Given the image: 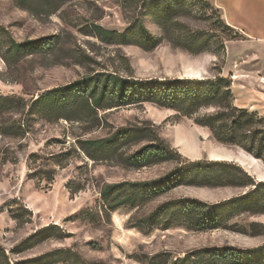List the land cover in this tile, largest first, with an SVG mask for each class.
Masks as SVG:
<instances>
[{
    "label": "rangeland",
    "instance_id": "1",
    "mask_svg": "<svg viewBox=\"0 0 264 264\" xmlns=\"http://www.w3.org/2000/svg\"><path fill=\"white\" fill-rule=\"evenodd\" d=\"M158 1L174 22L200 32L209 50L193 54L175 47L157 15H143L157 43L153 47L100 40L93 24L117 32L127 29V0H0V94L24 100L21 109L0 116L1 123L16 121L23 130L20 136L0 135V245L11 264H142L162 251L176 257L210 246L263 249L253 260L264 257V228L251 226L264 225L262 213L233 209L220 227L197 230L175 221L167 224L158 211L162 203L181 197L213 204L241 196L250 187L180 184L133 207L110 212L103 207L105 184L156 181L180 167L178 160L138 168L124 162L148 142L151 132L177 150L181 160L233 162L264 181L261 159L218 142L208 127L195 122L214 107L187 117L152 102H105L97 108L79 99L58 114L34 102L51 90L67 91L73 83L84 91L99 73L202 79L220 72L231 79L232 103L264 118V45L232 27L224 30L222 13L212 0ZM8 38L35 43L7 62L3 52ZM135 127L144 133L120 139L113 155H89L86 141ZM30 154L38 156L35 163ZM38 169L53 170V179L33 176Z\"/></svg>",
    "mask_w": 264,
    "mask_h": 264
},
{
    "label": "trees",
    "instance_id": "2",
    "mask_svg": "<svg viewBox=\"0 0 264 264\" xmlns=\"http://www.w3.org/2000/svg\"><path fill=\"white\" fill-rule=\"evenodd\" d=\"M128 27L123 32L92 25L93 33L104 42L120 44L134 43L143 48L155 46L143 22V15H157L158 24L169 35V41L175 47L193 54L209 50L210 43L200 32H192L185 24L174 22L168 11L161 9L158 0H127ZM139 9V10H138ZM224 30L231 27L221 21ZM35 41L16 42L8 38L4 42L5 61L13 60L26 45ZM223 48V44H219ZM1 48V46H0ZM92 86L84 91L76 90L73 84L51 90L37 97L34 102L47 104L53 113H60L62 108L79 99L90 100L92 107H103L105 102L115 105H127L140 102H152L157 105L177 110L182 115L191 117L202 108L214 107L215 111L195 118L199 125L206 126L213 137L220 143L235 145L264 162V118L256 112L237 107L232 103L231 79L218 72L213 77L193 78H125L116 74L99 73L92 78ZM59 91V92H58ZM24 106V100L17 95L0 94V116L6 112H16ZM21 125L16 121L5 124L0 121V135H22ZM144 133L143 128H121L114 135L86 141L89 155L100 153L111 156L117 150L119 140ZM148 142L124 158L127 165L142 167L167 161L178 160L181 165L172 174L156 181H122L105 184L100 196L103 207L110 212L117 207L135 206L159 192L180 184L199 186L233 185L250 187L243 195L219 203H207L197 198L181 197L166 201L158 211L165 215L162 219L167 224H186L197 230H209L220 227L223 216L233 209H242L250 213L264 214V181H256L239 165L228 161H184L181 154L157 134L151 132ZM94 157V156H92ZM36 154H30L29 160L35 163ZM6 160V156H1ZM53 170H35L32 175L50 177ZM50 174V175H49ZM178 174V175H177ZM186 174V175H185ZM160 185V186H158ZM25 211V208H23ZM21 216V214H19ZM18 217V215L16 216ZM165 223V222H164ZM263 224H254L251 226ZM46 229H50L47 227ZM263 249H239L227 246H210L193 249L183 256H172L167 251L145 257L142 264H264L253 257ZM0 264H11L5 249L0 245ZM18 264V262L16 263Z\"/></svg>",
    "mask_w": 264,
    "mask_h": 264
},
{
    "label": "crops",
    "instance_id": "3",
    "mask_svg": "<svg viewBox=\"0 0 264 264\" xmlns=\"http://www.w3.org/2000/svg\"><path fill=\"white\" fill-rule=\"evenodd\" d=\"M224 22L264 45V0H212Z\"/></svg>",
    "mask_w": 264,
    "mask_h": 264
}]
</instances>
